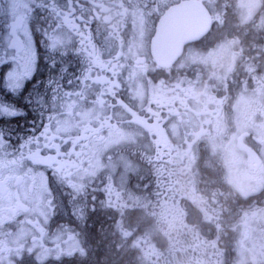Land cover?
I'll return each mask as SVG.
<instances>
[{"label":"flooded vegetation","instance_id":"af4514ba","mask_svg":"<svg viewBox=\"0 0 264 264\" xmlns=\"http://www.w3.org/2000/svg\"><path fill=\"white\" fill-rule=\"evenodd\" d=\"M39 1L8 21L7 32L20 19L16 33L25 44L20 32L30 16L36 80L50 75L53 53L57 71H67L37 108L39 117L10 126L31 148L0 141V264H142L143 252L156 259L159 225L177 252L191 249L188 224L202 223L208 207L212 221L225 207L230 226L254 212L257 220L264 209V0L245 19L232 0H216L217 8L208 0ZM184 4L206 11L210 27L169 59L174 48L160 42L153 51L152 39L161 16ZM134 22L139 30H130ZM122 75L125 83L137 75V106L117 82ZM239 123L250 131L236 130ZM68 126L72 132L60 131ZM122 128L137 131L128 145L110 140ZM231 141L238 154L229 161L232 174L221 159L208 168V145ZM143 226L151 229V253ZM21 233L19 243L7 242Z\"/></svg>","mask_w":264,"mask_h":264},{"label":"rangeland","instance_id":"374dc122","mask_svg":"<svg viewBox=\"0 0 264 264\" xmlns=\"http://www.w3.org/2000/svg\"><path fill=\"white\" fill-rule=\"evenodd\" d=\"M232 1L233 3L230 6H232V8L236 10L238 15L241 16L243 19L247 18L246 14L248 11L252 12L256 10L258 3H259L258 0H232ZM33 2L34 4H37V5L41 4L39 0H0V32L7 31V26H6L7 22L15 18V16H17L18 14L21 15L24 11L30 12L31 10L30 8ZM46 2L52 3V0H46ZM57 3L58 1H55V4ZM208 4H210L212 8L218 7L216 0H208ZM63 9H66L65 5H63ZM26 15L28 16L29 14H26ZM29 19H30V16H28V20L26 21V24L23 27V30L20 32V35L25 41V44L34 49V46L32 44V37H31L32 33L30 32V29H29ZM216 19L219 22V24H222L224 21L223 16H218L216 17ZM39 24L40 23L31 24L30 27H32L33 25L38 26ZM135 29L139 30V24L137 22H134L130 30L134 31ZM47 34L49 35L52 33L49 31ZM61 34L62 32L60 31L53 33L52 42H54L53 44L54 48L58 46L56 41L57 39L58 40L61 39ZM135 35H136V38L128 43L129 46L131 47H136L137 41L141 39V35L139 32H137V34L135 33L134 36ZM226 44L227 43H223V46H225ZM215 50H218V49H215ZM230 61H231V55H230V50L228 49L227 53L223 56V64H225V66H223L224 74H226L229 70L228 64L230 63ZM127 74L128 76H130L133 74V71L131 69H128ZM119 78H121V80ZM133 79L134 81L130 79V80H127L125 83L124 75H122L117 78V82L122 89H125V93L127 97H129L130 101H134L135 106H137L139 104V100H140L139 96L141 94L142 89L140 87V84L138 83L137 75H135ZM246 100H249V99L246 98L245 101ZM239 106L240 105H238L237 107ZM242 125L243 124L239 123L238 127H235L236 130L238 129L239 132L244 131V130L250 131L249 127L244 128L242 127ZM72 130L73 129L70 128V126H68V129L66 130L60 129V131L67 132V133L72 132ZM109 135L111 136L112 133H110ZM136 136H137L136 130L122 128L116 135H112L110 140L111 142H114L116 139L123 138L124 141L127 140V145H128L130 142V139L132 140V138ZM196 153H200V152L197 151ZM236 154L237 152L235 151V147L232 144V141L230 144H226L225 142H223V144L220 145V148L218 147L216 143H211L210 145H208V153H207V158L205 161L206 166L208 168H211V165H213V163H215L216 160L221 159L227 164V166L229 167L228 170H230L229 173L232 174L233 172L232 170H235L236 167L235 166L233 167L229 161L231 158L236 156ZM193 162H194V159L190 161L189 166L193 164ZM197 163L198 162L194 163L195 168L197 167ZM126 168L127 169L131 168L132 170L135 169L134 167H131L129 165L128 161H127ZM243 168H244V165H240L238 167V170L243 169ZM244 188L246 189L247 186H244ZM2 203L3 202L0 199V206L2 205ZM211 205L213 204H208L207 206H211ZM213 212H214V207H208L207 210L205 211V215L207 216L205 220L207 223H209L211 234L215 233L218 227L212 221L213 218L211 216ZM254 213H250L248 217L246 218L247 220L241 219L238 223L234 224L233 226H230L235 230V233H236V235H234V242H233V249H234V256H235V260L233 264H263L264 263V209L258 215L257 220L255 219V216L253 215ZM163 226L164 228H166L165 225ZM148 231H151V229H148ZM23 236L24 234L22 233L14 235L12 237H9L7 242L9 244H14L16 242L19 243ZM207 238L211 239L213 237H207ZM215 238L217 240L218 237L215 236ZM211 244L214 247L215 246L218 247L217 243L215 242H212ZM148 253H151L150 248H148ZM143 254H145L144 256L147 259H149L146 256L147 255L146 253L143 252ZM153 254L155 255V253ZM171 258L174 260L175 258L174 255H171L170 253L166 251H161L159 253H156L157 264H171L170 263L172 260ZM3 262L4 261H2V263Z\"/></svg>","mask_w":264,"mask_h":264},{"label":"snow or ice","instance_id":"6c2138e0","mask_svg":"<svg viewBox=\"0 0 264 264\" xmlns=\"http://www.w3.org/2000/svg\"><path fill=\"white\" fill-rule=\"evenodd\" d=\"M48 61L50 75L46 80H36L37 58L34 49L14 42L7 31L0 32V141H7L9 146L15 147L14 140L27 141L21 147L31 148L32 141L28 137L15 135L10 126L19 125L21 120L31 121L39 117L42 110L37 111V108L46 102L47 92L58 79L63 80L67 69L57 71L54 53L48 56ZM41 96L45 99H40ZM27 162L32 164L35 161L29 157Z\"/></svg>","mask_w":264,"mask_h":264},{"label":"trees","instance_id":"16d2710c","mask_svg":"<svg viewBox=\"0 0 264 264\" xmlns=\"http://www.w3.org/2000/svg\"><path fill=\"white\" fill-rule=\"evenodd\" d=\"M210 189H208L207 193L209 194ZM225 206L230 207V204H224ZM231 208V207H230ZM223 212L221 214H218V219H214L213 222L215 225H217V231L215 233L211 234V229L209 226V223L204 222L206 219V215L203 214L202 216V223L196 222V223H190L188 224V227L191 228V230L195 233L196 238L198 240H195V235L193 234L192 238V244L189 240H184L181 236L177 237V240H184V241H178L181 244H188L187 241H189L191 245L190 250H184V251H173V247H171V240H168L169 234L166 232L163 225H159L158 228V250L157 253L161 251H166L170 253L171 255H174V260H171V264H233L235 260L234 256V249L233 244L231 240V235H226V228L229 232L230 225H227L223 222V218L229 216V214L225 213V207L220 208ZM207 210V208H206ZM205 210V211H206ZM198 216V214H196ZM191 217H194V214L192 213ZM226 219H229L228 217ZM222 221V222H221ZM204 222V223H203ZM213 225V224H211ZM228 226V227H227ZM145 227V226H143ZM216 228V226H215ZM150 227H148L142 231L143 239L145 240L144 247L150 248L151 246V237L149 236ZM208 229V230H207ZM218 233V234H217ZM212 235V236H211ZM200 236L202 239H200ZM216 237L217 240H216ZM207 237H213V238H207ZM204 238V239H203ZM210 241V242H209ZM209 242V243H208ZM212 242L217 243V246H212ZM199 243L198 246L195 244ZM193 244L195 245V248L193 247ZM149 259H147L145 256L143 257L142 264H157V259L151 258L150 255L148 256ZM189 261V263H188ZM264 264V263H263Z\"/></svg>","mask_w":264,"mask_h":264},{"label":"water","instance_id":"95a60500","mask_svg":"<svg viewBox=\"0 0 264 264\" xmlns=\"http://www.w3.org/2000/svg\"><path fill=\"white\" fill-rule=\"evenodd\" d=\"M194 6L180 5L168 9L156 25V32L152 39V50L155 51L160 47V42H167L164 48H174L173 59L180 53V48L189 41H193L203 36L210 27V17L208 13L196 14ZM185 12V15H183ZM191 12V13H190ZM181 14V15H180ZM21 25V20L18 19L14 23H10L9 35L17 44H22L20 37L16 34L17 28ZM159 46V47H158ZM161 66L163 64L159 62Z\"/></svg>","mask_w":264,"mask_h":264}]
</instances>
